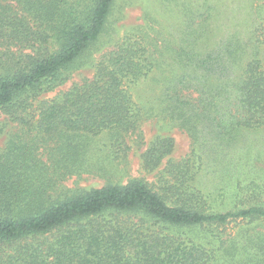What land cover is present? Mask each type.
Wrapping results in <instances>:
<instances>
[{
	"label": "trees",
	"instance_id": "1",
	"mask_svg": "<svg viewBox=\"0 0 264 264\" xmlns=\"http://www.w3.org/2000/svg\"><path fill=\"white\" fill-rule=\"evenodd\" d=\"M118 1L0 0V111L21 126L0 148V264H264V205L209 211L197 184L206 165L189 158L167 165L158 183L125 184L106 166L126 160L127 137L150 118L187 132L199 159L223 153L243 128L263 127L264 9L249 40L233 33L208 41L204 24L178 39L136 27L92 63V77L28 111L91 50L106 48ZM150 78L162 92L146 109L131 86ZM105 132L110 143L99 147ZM173 145L157 136L145 166L158 168ZM84 173L107 181L64 185Z\"/></svg>",
	"mask_w": 264,
	"mask_h": 264
},
{
	"label": "rangeland",
	"instance_id": "2",
	"mask_svg": "<svg viewBox=\"0 0 264 264\" xmlns=\"http://www.w3.org/2000/svg\"><path fill=\"white\" fill-rule=\"evenodd\" d=\"M117 7L114 30L110 36L102 39H105L106 48L91 50L89 62L76 70L65 84L35 100L28 110L30 113L35 111L41 100L53 98L73 83L92 77L95 71L92 63L110 45H114L136 27L152 25L162 36L178 39L184 29H196L204 24L208 25L205 28L208 41L227 38L233 33H238L243 40L255 39L257 34L254 35V32L261 21L264 0H119ZM193 16L194 20H190L189 17ZM148 31L153 34L150 29ZM5 48L0 46V52L5 51ZM258 54L264 61V43L258 48ZM157 75L153 73L151 77ZM131 89L135 101L148 109L158 104L162 84L154 83L150 78L132 85ZM20 127L18 122L12 121L9 115L0 111V148L6 146ZM140 131L141 134L136 132L127 137L131 149L125 161L107 159L106 166L114 171L111 179L115 183L125 184L133 178L158 183L167 165H182L191 158L189 165H206L209 170L207 175L199 176L197 182L207 195L205 205L209 211L238 209L252 202L264 205V126L243 128L235 138L225 143L223 153L203 152L202 159L193 155L192 140L188 133L167 120L147 119L141 123ZM157 136L172 137L174 145L171 153L161 160L160 166L150 170L145 166L148 164L144 154ZM109 143L107 132L99 136V147ZM107 151L104 148L97 155L105 156ZM106 181L105 176L84 173L67 179L64 185L70 188H93L103 186ZM236 225L235 222L231 223L223 232L234 231Z\"/></svg>",
	"mask_w": 264,
	"mask_h": 264
}]
</instances>
